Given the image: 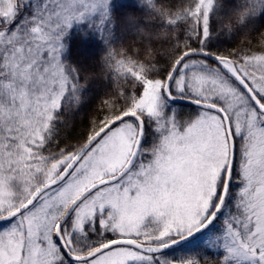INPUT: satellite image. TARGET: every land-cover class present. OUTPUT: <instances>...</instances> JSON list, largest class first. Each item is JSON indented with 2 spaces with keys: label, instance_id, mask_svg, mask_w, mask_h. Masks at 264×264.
Wrapping results in <instances>:
<instances>
[{
  "label": "snow or ice",
  "instance_id": "snow-or-ice-1",
  "mask_svg": "<svg viewBox=\"0 0 264 264\" xmlns=\"http://www.w3.org/2000/svg\"><path fill=\"white\" fill-rule=\"evenodd\" d=\"M146 4L166 35L189 23L197 44L178 38L162 75L139 49L111 51L124 103L105 99L79 144L61 146L58 113L82 87L61 59L64 37L89 20L110 40V0H0V264H264V33L256 50L221 54L208 48L215 0ZM260 11L264 0H244L236 23ZM173 90L200 113L167 111ZM221 214L223 230L205 240L213 255H159Z\"/></svg>",
  "mask_w": 264,
  "mask_h": 264
},
{
  "label": "trees",
  "instance_id": "trees-1",
  "mask_svg": "<svg viewBox=\"0 0 264 264\" xmlns=\"http://www.w3.org/2000/svg\"><path fill=\"white\" fill-rule=\"evenodd\" d=\"M243 2L244 0L215 1V8L210 18V27L217 25L228 27L231 36L225 48H214L211 45L212 47H209L211 50L221 54L246 47L256 50L261 33H264V11H260L248 23L240 26L236 23L234 11L242 6ZM164 3L169 8L181 9L187 8L190 0H164ZM109 11L110 20L107 28L111 32L110 40L105 34H102L97 43L90 45L87 49H84L76 38L75 41L67 39L64 43L67 47L65 60L71 63L70 67L77 69L80 73L79 83L82 85L81 88H84L82 99L85 100V104L71 128L64 125L57 128L58 135L56 138L61 140V146L79 144L84 133L91 126V122L98 119L100 109L105 107L107 110L106 106L103 105L105 99L112 100L113 105L124 103L117 96L115 70L110 68L105 61V57L111 51L116 50L120 53L114 59H122L124 53L135 56L137 49H139L138 59L147 63L149 67L155 64L159 67L157 75H162L165 71L164 68L169 65V55L171 51L174 52L173 45L177 39L179 38L181 46L185 40H189V23H185L172 31L170 35H166L165 33L168 32L166 21L161 20L157 13L147 6L146 0H113ZM131 17L136 18L134 24L129 23ZM88 27L90 30L97 28L94 24ZM141 28L144 29V33L151 34L150 41L149 36L140 31ZM73 34L77 35L76 33ZM156 34H159V38ZM189 42L193 46L197 44L196 40H189ZM209 63L212 62L209 61ZM127 86L131 87V84ZM172 96L180 98L176 94ZM53 149L56 150L55 145H53ZM219 221L220 218L217 222ZM205 255L211 256L213 252L205 251L203 256ZM71 263L75 264V261H71Z\"/></svg>",
  "mask_w": 264,
  "mask_h": 264
},
{
  "label": "rangeland",
  "instance_id": "rangeland-1",
  "mask_svg": "<svg viewBox=\"0 0 264 264\" xmlns=\"http://www.w3.org/2000/svg\"><path fill=\"white\" fill-rule=\"evenodd\" d=\"M112 1L113 0H110V5ZM191 4H192V0H190L189 6ZM89 25L91 26L93 25V23H91L89 20L74 23L73 26L68 30L66 36L64 37V43L66 42L67 39H71L75 41V38H76L77 41H80L81 46L84 49H87L88 47H90V45L96 44L97 40L101 38L100 35H102V33L101 31H99L98 28L93 27L94 29L90 30L88 27ZM227 28L228 27H223V26H218V25L215 27L214 26L211 27L212 36L209 39L210 45L208 44V48L211 45L214 48H225L228 45L231 32ZM73 33H76L77 35ZM72 35L74 36L73 38L71 37ZM66 48L67 47L64 45V49L61 53V59L65 65L71 66V63H68L65 60ZM171 53H173V51H171L170 54ZM170 58H171V55H169L168 63H170ZM197 59H200V58H197ZM158 68L159 67L155 65V68L153 70L154 75H157V72L159 70ZM173 94L180 96V98L182 99H191L189 94L187 93H177L175 92V90H173ZM76 95L79 97V99L78 100L73 99L72 102L69 104V106L65 110L62 107L60 112L58 113V115H60V120L56 122L57 128L58 127L60 128L62 125L67 126V128H71L73 122L76 120V118H78L79 113L83 109L84 107L83 105L85 104L84 102L85 100L82 99L84 97V88H80L78 92L76 93ZM166 110L169 112L177 113L178 118L182 121L195 117L201 111L200 108L193 107V106L186 105V104L174 103L172 101H169L167 98H166ZM154 140H155V137H154L152 124L146 123L145 124V136L143 140L144 147L145 148L150 147L152 143L154 142ZM52 150L55 151L53 149V145H52ZM232 188H233V191H235L236 189L239 188V184L233 183ZM224 219H225V216L222 214L220 216V221L213 224L205 233L200 235L198 238L192 240L191 242L179 248L173 249L171 251H168V252H165L159 255L165 259L172 260V261H181L193 255H198L200 257H203V254H205V251L212 252V250L206 246L205 240L208 238V236L211 233H218L223 230ZM4 226H6L4 223L0 224V227H4ZM71 261L72 260L68 259V264H72Z\"/></svg>",
  "mask_w": 264,
  "mask_h": 264
},
{
  "label": "water",
  "instance_id": "water-1",
  "mask_svg": "<svg viewBox=\"0 0 264 264\" xmlns=\"http://www.w3.org/2000/svg\"><path fill=\"white\" fill-rule=\"evenodd\" d=\"M202 58H205V57H202ZM205 59H207L208 61H210V62H212V63H215V62H216L214 57H206ZM166 98H167L168 100L172 101V102H178V103H182V104L190 105V106H193V107H197V108H200V109L202 108L201 105L195 103L192 99H181V98H175V97H173V96H166ZM143 140H144V138H143ZM142 143H143V141H142ZM220 216H221V215H220ZM220 216L217 218V220L220 218ZM217 220H216L213 224H215V223L217 222ZM2 223H4V222H0V224H2ZM213 224H212V225H213ZM212 225H210V227H211ZM210 227H209V228H210ZM200 235H202V234H198V235L196 236V238H198ZM196 238H195V239H196ZM192 240H194V239L188 240V241H186V242H181V243H178V244L175 245V246H172V247H170V248L164 249L160 254H163V253H165V252H168V251H171V250L176 249V248H178V247H181V246H183L184 244L191 242ZM68 258H69L70 260H72L71 257H68ZM72 261H73V260H72Z\"/></svg>",
  "mask_w": 264,
  "mask_h": 264
}]
</instances>
